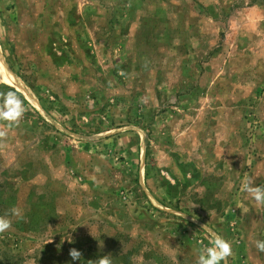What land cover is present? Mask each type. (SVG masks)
Masks as SVG:
<instances>
[{"label": "rangeland", "instance_id": "374dc122", "mask_svg": "<svg viewBox=\"0 0 264 264\" xmlns=\"http://www.w3.org/2000/svg\"><path fill=\"white\" fill-rule=\"evenodd\" d=\"M0 70V264H264V0H0Z\"/></svg>", "mask_w": 264, "mask_h": 264}, {"label": "clouds", "instance_id": "9594fccd", "mask_svg": "<svg viewBox=\"0 0 264 264\" xmlns=\"http://www.w3.org/2000/svg\"><path fill=\"white\" fill-rule=\"evenodd\" d=\"M24 111V103L14 91L3 94L2 102H0V120L17 122ZM245 191L250 194L254 201L264 203V186H253L252 180L249 179L245 184ZM23 213V208L13 206L6 214L0 215V233L9 230L12 227V218H22ZM205 231L209 232L210 243L203 248L196 249V264H222L232 254L231 243L220 234L207 228ZM256 247L264 251V240H257ZM69 255L73 262L81 260V253L75 248L70 250ZM172 259L173 264H177L175 255L172 256ZM92 264H111V259L109 255L99 256L95 261H92Z\"/></svg>", "mask_w": 264, "mask_h": 264}, {"label": "bare ground", "instance_id": "6f19581e", "mask_svg": "<svg viewBox=\"0 0 264 264\" xmlns=\"http://www.w3.org/2000/svg\"><path fill=\"white\" fill-rule=\"evenodd\" d=\"M0 79L2 80V81H5V82H7L8 81V78L3 74V72L0 70Z\"/></svg>", "mask_w": 264, "mask_h": 264}]
</instances>
